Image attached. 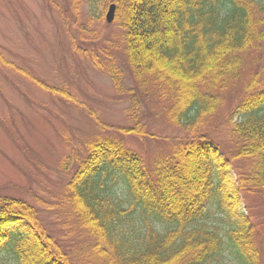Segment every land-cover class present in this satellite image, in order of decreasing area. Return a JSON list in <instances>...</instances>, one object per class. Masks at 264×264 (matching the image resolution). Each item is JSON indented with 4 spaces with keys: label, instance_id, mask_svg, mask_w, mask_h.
Segmentation results:
<instances>
[{
    "label": "trees",
    "instance_id": "obj_1",
    "mask_svg": "<svg viewBox=\"0 0 264 264\" xmlns=\"http://www.w3.org/2000/svg\"><path fill=\"white\" fill-rule=\"evenodd\" d=\"M113 2L139 90L170 100L169 120L187 131L216 111L246 54L262 49L264 60V0ZM108 4L91 1L92 14L103 18ZM108 72L123 92L122 71ZM131 91L137 118L140 100ZM245 92L229 115L240 140L232 157L206 134L178 142L151 166L115 136L90 139L62 200L90 239L82 249L50 234L27 201L0 197V264H260L243 194L264 190V78L253 75ZM122 131L144 136L138 126ZM240 158L254 165L235 179L232 161Z\"/></svg>",
    "mask_w": 264,
    "mask_h": 264
},
{
    "label": "rangeland",
    "instance_id": "obj_2",
    "mask_svg": "<svg viewBox=\"0 0 264 264\" xmlns=\"http://www.w3.org/2000/svg\"><path fill=\"white\" fill-rule=\"evenodd\" d=\"M91 1L97 2L0 0V54L5 63L0 64V197L36 207L48 232L76 251L90 239L62 200L69 179L89 152L90 139L115 136L151 166L158 154L178 142L206 134L232 157L240 140L231 133L229 115L253 75L264 78L263 50L246 54L240 76L219 92L216 111L203 117L201 129L187 131L169 120L170 100L139 90L124 32L106 21L113 0L103 18L99 10L92 14ZM111 67L122 71L123 92L108 72ZM131 90L140 100L137 118L129 113ZM137 126L144 136L122 131ZM232 162L235 179L248 175L254 165L251 158ZM249 189L243 200L264 264V190ZM115 190L128 197L123 186Z\"/></svg>",
    "mask_w": 264,
    "mask_h": 264
},
{
    "label": "water",
    "instance_id": "obj_3",
    "mask_svg": "<svg viewBox=\"0 0 264 264\" xmlns=\"http://www.w3.org/2000/svg\"><path fill=\"white\" fill-rule=\"evenodd\" d=\"M115 14H116V4H111L109 6L108 12L106 14V21L108 23H112L115 19Z\"/></svg>",
    "mask_w": 264,
    "mask_h": 264
}]
</instances>
